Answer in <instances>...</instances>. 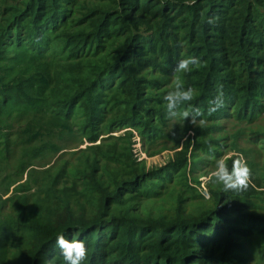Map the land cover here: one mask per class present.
Returning <instances> with one entry per match:
<instances>
[{
  "label": "trees",
  "instance_id": "1",
  "mask_svg": "<svg viewBox=\"0 0 264 264\" xmlns=\"http://www.w3.org/2000/svg\"><path fill=\"white\" fill-rule=\"evenodd\" d=\"M182 54L203 66L176 74ZM177 76L196 125L166 113ZM261 124L264 0H0V264H66L59 234L84 240L82 264H238L264 215L212 180L205 199L199 175L249 130L239 152L264 187ZM188 132L158 168L133 153Z\"/></svg>",
  "mask_w": 264,
  "mask_h": 264
},
{
  "label": "clouds",
  "instance_id": "2",
  "mask_svg": "<svg viewBox=\"0 0 264 264\" xmlns=\"http://www.w3.org/2000/svg\"><path fill=\"white\" fill-rule=\"evenodd\" d=\"M209 23H212L210 20ZM202 62L197 56H187L178 61L175 73H183L191 70V67L200 68ZM194 98V89L189 87L185 89L183 82L178 78H174L172 86L164 96L166 105V113L169 118L175 120L177 117H182L186 120L190 119L193 125H196L197 117L202 116L200 109L192 108L186 102L192 101ZM224 96L222 90H217V95L208 101V115H212L218 109L224 106ZM211 179L215 183L222 184L223 191H244L247 190L251 178V169L243 156L236 157L231 169L226 162L225 157H220L215 160L214 170L211 172ZM205 199H209L210 195L207 190L202 192ZM56 244L60 249L62 257L66 264H82L87 258L88 249L84 240L77 239L73 236L72 239H67L64 234H59L56 238Z\"/></svg>",
  "mask_w": 264,
  "mask_h": 264
},
{
  "label": "rangeland",
  "instance_id": "3",
  "mask_svg": "<svg viewBox=\"0 0 264 264\" xmlns=\"http://www.w3.org/2000/svg\"><path fill=\"white\" fill-rule=\"evenodd\" d=\"M252 130H254V127H250ZM264 129V124H261V126H259L257 128V130L262 131ZM118 132L115 133L116 135L122 133ZM234 132V133H233ZM249 130H245V132L241 135V137L238 140V144H237V148L235 151L233 150V153H231L230 151L228 152V154L225 155V158H227L228 156H231L233 154H238L240 156H243L245 158V154L239 152L240 149H253L254 150V146L251 144V142L249 141ZM190 132H188L185 135V138L183 140H181L180 142V146L176 149H174V144L173 141L171 140V142L167 143V144H163V147L167 146L168 149L162 150L159 149L156 154L153 155H148L147 152H145L142 148V144L140 142V138L137 136L134 138V145H133V153L135 154V156L137 157V159L139 161L144 160V162L146 163V166L148 168H158L160 166H163L164 164H166L167 162H169L171 159L176 158L177 156V152H179L182 148H183V143L184 141L188 138ZM192 134V133H191ZM235 134V131L228 129L225 133H224V138H225V142L227 144V149L228 145H230L232 142V138L231 136ZM245 134L247 135V137H245ZM178 136V132H174L173 133V137L176 138ZM89 144V142L85 141V143L83 145H80L78 143H76L75 145L67 148L66 150L63 151V155L64 157H70L72 154V151L74 150H78L81 147H86ZM253 155V154H252ZM255 156V160L256 163L259 164L260 163V159L258 156ZM246 160V158H245ZM247 162V160H246ZM214 169H210V170H205L203 171L199 176H200V185L198 186V190L203 192L205 190L208 191V187H209V183H211V172ZM252 188L253 190H244L243 193L245 194V196L249 197L248 195H251L250 197L254 199V202L256 203V213L258 214H263L264 215V187L263 186H256L251 180L249 183V188ZM179 188V186H178ZM210 195V194H209ZM252 238L247 242V245L249 246V253L248 254H243V255H238L235 257V260L237 261L238 264H264V258L260 257V247L264 246V235L261 234H254L253 236H251Z\"/></svg>",
  "mask_w": 264,
  "mask_h": 264
}]
</instances>
